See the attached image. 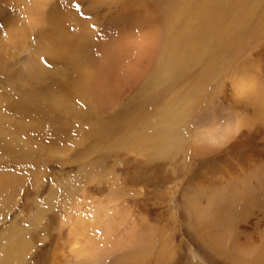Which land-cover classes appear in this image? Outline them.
Instances as JSON below:
<instances>
[{"label": "rangeland", "instance_id": "obj_1", "mask_svg": "<svg viewBox=\"0 0 264 264\" xmlns=\"http://www.w3.org/2000/svg\"><path fill=\"white\" fill-rule=\"evenodd\" d=\"M33 3L0 0V252L121 264L146 244L152 264L167 236L174 264H209L205 226L264 235L243 205L264 193V0Z\"/></svg>", "mask_w": 264, "mask_h": 264}, {"label": "bare ground", "instance_id": "obj_2", "mask_svg": "<svg viewBox=\"0 0 264 264\" xmlns=\"http://www.w3.org/2000/svg\"><path fill=\"white\" fill-rule=\"evenodd\" d=\"M31 1L34 2L33 5L38 8L39 12H41L42 11L41 8L44 6L45 0H31ZM27 8L28 7H26V10H27ZM51 16H53V15H51ZM33 17H35L38 21L42 20V18H40V16H39V13H34ZM43 19H45V17H43ZM45 21L46 22H50V20H47V19H45ZM79 39H81V38L79 37ZM83 43H85V42H83ZM9 47H10V45L8 47L6 45L5 48H4V51L6 52L9 49ZM64 47H66V46H64ZM63 51H66L65 48L61 49V52H63ZM75 52H76V47H75L74 53ZM5 54H7V53H5ZM76 54H78V53H76ZM22 57H23V59L24 58H28L29 55L28 54H24ZM5 59L7 60V58H5ZM18 59H20L19 56H18ZM6 60L5 61H1L0 64L2 62H4L5 63L4 65L7 66L9 60H7V61ZM23 65H24V62H23ZM68 73H70V72H68ZM77 76H78V72L75 71L72 74V76H69L67 78V80L69 82H72V81L76 80ZM13 81L21 83V81H17L16 79L14 80V78H13ZM32 81H34V80H32ZM34 82H37V81H34ZM34 82H33V84H35ZM194 85H195L194 83L191 84V86H194ZM3 108H4L3 111L8 109L7 107L5 108L4 106H3ZM15 109L17 111L18 110L25 111V109H27V108H25V107H16ZM53 110H54V108L52 106H50L49 110H47V109H42L41 110L43 115H45L47 117H50V118L45 119L46 121H48L47 122L48 124H52L53 122H55L57 120V115L54 114ZM50 132H52V131L50 130ZM178 133L181 134V129H178ZM176 134H177V129L174 130V133L172 134V140L169 141V143H167L165 140L159 141L158 147H160V150H159L160 152H162L164 154L167 153L168 151L165 152V149L168 146H171L170 147L171 149H174V150H177V151L179 150V148L181 147V144L179 142H176L174 139H179L181 137V135H179V137H178V135H176ZM11 147H13L12 144H11ZM256 188L259 190V188L257 186H256ZM243 205L246 206L245 207L246 208V212L252 213V214L253 213H257V214L260 213L261 215L260 214L259 215L262 216V213L264 211V193L260 191L257 194L252 195L251 199H249V201L244 203ZM242 208H244V207H242ZM242 217H243V220H238L237 225H241V223H244L245 218H244V216H242ZM259 220H260V223L263 222V221L261 222V219H259ZM259 220H257V221H259ZM260 223H258V224H260ZM255 228H256V226H255ZM257 231L258 230H256V232ZM245 232H243V233L245 234ZM202 233L204 235L206 234L210 238V239H207V243H206V247L207 248L206 249L208 251H206V253L208 254L209 257H214V258L210 259L208 261L209 264H264V240H263L264 239V235L263 234H261V236H260L259 234H255V231H254L252 233H248V234H245V235L243 234V235L237 236V235L240 234V232L236 231L237 234H235V236H233V237L231 236V241L228 240L226 242V240H223V242H220L219 238H217V236H216V232L214 231V232H212L210 234L208 232L206 226L204 227V229H202ZM218 234L221 235V236L223 235V233H218ZM165 237H166V239L164 240L163 246H161L160 248L159 247L158 248L155 247V249H156V254L154 256L155 257V261H152V264H174L176 251H175L173 242L171 241V238L167 237V236H165ZM12 238L13 239H11L10 241L6 240L4 242V245L2 246V249H5V250L0 252V264H23L22 259L24 257V254H23L24 253V249H23L22 245L26 246L27 242L29 244V240H26L25 242L22 243V241L24 240L23 239L24 237L20 236L19 238H14V237H12ZM150 239H151V237H150ZM154 239L155 238L153 236L152 240H154ZM16 241H18L20 243L17 246H15ZM18 242H17V244H18ZM145 245L140 247V249H139L140 251L138 250L139 252L136 251V250H133V247L132 248L128 247L125 251L123 250L122 251L123 254H126V255H125L124 260L121 261L122 262L121 264H146L147 260L150 259V257H151L150 251H148L151 248H146ZM90 248L91 247L82 248L79 251L76 250V249L75 250H71V254H72L73 257H76V256L78 257V255H79L82 258L88 259L87 264H92V263L93 264H99V263H96L95 260H100V258H101V260H103L102 257L103 256L105 257V253H103V256L98 254V253L94 254L96 249L95 248L90 249ZM19 249H21V250L23 249L22 250L23 253L18 251ZM119 252L121 254V251H119ZM129 254H130V256H129ZM32 260L33 259L29 260V264H35L34 262H31ZM113 262H114L113 264H120L118 261H117L118 263H116V261H113ZM109 263H112V262H109ZM75 264H80V263L77 262ZM206 264H207V262H206Z\"/></svg>", "mask_w": 264, "mask_h": 264}]
</instances>
